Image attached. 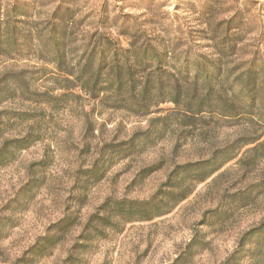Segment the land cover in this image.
Wrapping results in <instances>:
<instances>
[{
    "label": "rangeland",
    "instance_id": "1",
    "mask_svg": "<svg viewBox=\"0 0 264 264\" xmlns=\"http://www.w3.org/2000/svg\"><path fill=\"white\" fill-rule=\"evenodd\" d=\"M16 5L30 17L12 19ZM62 6L73 12L62 61L0 54V264H264V90L226 120L198 113L192 89L175 104L167 89L98 93L82 76L103 36L153 46L163 81L187 92L193 61L214 75L222 57L235 75L216 91L231 99L239 71L264 70V0H0V19L44 31Z\"/></svg>",
    "mask_w": 264,
    "mask_h": 264
},
{
    "label": "trees",
    "instance_id": "2",
    "mask_svg": "<svg viewBox=\"0 0 264 264\" xmlns=\"http://www.w3.org/2000/svg\"><path fill=\"white\" fill-rule=\"evenodd\" d=\"M18 6L16 5L9 14L12 19L15 20L21 16L30 17L27 13H22L24 9ZM72 20V10L63 6L58 7L51 16V20L44 31L25 30L15 23L10 24L8 21L5 23L0 19V54L6 57L25 53L27 55L48 54L54 61H62L69 54L68 51L71 48L69 43L72 33L69 26ZM17 22L23 24V21ZM83 58L85 65L82 69V76L84 75L86 78L84 85L92 86V88L97 89L98 93L113 90L132 93L139 90L142 99L146 100L147 97H152V94L155 93L154 96L157 97L167 89L173 96L172 102L178 104L180 96L183 93L189 95L192 89L193 94L190 98L193 101L192 106L196 108L198 113L208 106L215 109L226 120L247 116L250 109L255 106V98H259L260 92L264 90V70L260 71L258 69L260 66L255 64H248L247 68L239 71L232 83L231 99H226L227 95L223 96L218 93L216 91L217 86L222 88L224 83L235 75L234 70L227 72L223 70L222 57L212 63L216 75L205 74L200 67L199 60L193 61L191 64L195 67L193 81H190L191 77L185 81L189 92L178 79H169V75L168 82L163 81L166 73L162 70L165 55L151 45L137 47L130 44L129 48L125 49L119 47L109 38L102 36L94 45L85 48ZM149 67L154 68L153 77H143V81L138 82L135 79V71ZM102 83H105V87L101 85ZM233 86L237 89L236 91H233ZM200 92L203 94L202 97ZM261 106L263 110L259 117L264 121V97H261ZM235 158V155H227L221 164L211 168L208 173H200L198 181H206ZM142 206L145 208L144 220H149L151 209L145 207L147 204H142ZM133 210V204H130L127 209L128 216L133 214Z\"/></svg>",
    "mask_w": 264,
    "mask_h": 264
}]
</instances>
